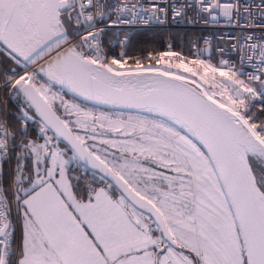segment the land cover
<instances>
[{"label": "snow or ice", "instance_id": "6c2138e0", "mask_svg": "<svg viewBox=\"0 0 264 264\" xmlns=\"http://www.w3.org/2000/svg\"><path fill=\"white\" fill-rule=\"evenodd\" d=\"M169 12L254 26L239 0H0V90L24 101L14 120L0 108V264H264V40L232 45L253 73L104 52L108 29ZM77 159L103 186L70 182Z\"/></svg>", "mask_w": 264, "mask_h": 264}, {"label": "built area", "instance_id": "2783aa9c", "mask_svg": "<svg viewBox=\"0 0 264 264\" xmlns=\"http://www.w3.org/2000/svg\"><path fill=\"white\" fill-rule=\"evenodd\" d=\"M109 4H116L119 0H106ZM152 0H140V3H143L146 7H151ZM160 3H163L164 0H159ZM179 2H183V0H179ZM191 2V0H189ZM241 5V13L242 16L240 18V23L245 24L246 20L244 19L247 14L244 12V6H247L251 9L253 14L252 17H248V20L254 21V26L252 27H244L241 28L239 26L230 25L227 23L226 19L223 17L219 18V23H213L212 25H206L202 22L188 23L186 20H181L177 18L176 21L173 20L172 13L169 12L167 16V20L165 23H157L156 21H152L147 25H135V26H122L121 29L124 30L125 33L117 34L115 43L117 45V54L115 58H121V55H125L126 48L124 45L120 43L127 36L128 41L130 39L131 33L133 31H139L144 29H183V30H196L197 34L192 36L189 47L186 55H188L191 59L201 58L215 64V61L212 60L211 56H215L216 60H219L223 57L224 59H230L232 61H236V68L245 72V73H253L255 72V68L253 67V63H258V59L255 61H249L245 58L243 61V66L240 63V57L237 54V50L233 49L232 45L237 44L239 46V42L244 39L247 34H252L254 37V41H249V43L259 42L260 40H264V29L259 27L260 24H264V19L261 18V12H264V0H239ZM189 16L194 20H198L195 13L192 10H189ZM115 28V27H113ZM104 38V37H103ZM128 45V44H127ZM173 40L171 38H167L165 40V47L171 48L173 46ZM104 52L107 54L105 43L103 41ZM223 49L224 51H219ZM251 54V53H250ZM145 68L149 65H154L156 67H161V65H157L156 61L149 62L146 65L142 64ZM126 66V65H125ZM135 68V66H134ZM241 76L246 83H249V78L247 75H239ZM65 100L68 102H73L72 97L65 93ZM0 108L3 109L7 117L10 119V110H9V97L6 92L0 90ZM21 114V112L15 113V119ZM39 125L35 126L34 131L37 132ZM10 164V162L8 163ZM79 164L74 161L69 164L68 170L72 172L78 173L80 176L85 175L84 167L78 168ZM11 168V167H10Z\"/></svg>", "mask_w": 264, "mask_h": 264}, {"label": "trees", "instance_id": "16d2710c", "mask_svg": "<svg viewBox=\"0 0 264 264\" xmlns=\"http://www.w3.org/2000/svg\"><path fill=\"white\" fill-rule=\"evenodd\" d=\"M123 33H125L124 30H118L117 28H110L106 31L103 41L105 43V48L107 51V55L109 56V59H111L112 57H115L117 54V45L115 43L117 34H123ZM196 34H197L196 30H183V29H177V28L171 29L169 31L160 29V28L133 31L131 33L123 59L127 61L126 66L128 67H134L135 62L137 60H139L141 64H147L149 62H154L153 59L152 60L149 58L146 59L145 54L150 53V52L157 53L159 51H162L164 49L165 40L167 38H171L173 40L174 48L176 50L182 49L186 53L192 36ZM16 100L17 99L15 98L9 99L10 120L15 119L14 117H15L16 112H21V107H19ZM19 100L21 101V105L24 106L23 98L21 97ZM114 113H120V112H114ZM58 114L60 115L61 112H58ZM38 120L39 119L37 118V122ZM37 125L38 124L34 121L29 122L30 134L32 136L36 135L34 128ZM61 144L64 147V143L62 141H61ZM63 147L61 146V148ZM68 153H71L73 155L72 152H68ZM14 163H15L14 160L11 161L10 164L5 163L4 165L5 173H7L10 170V167H12ZM78 166H79L78 168L84 167L85 175L80 176L78 173L68 170L70 179L73 184L78 183L81 189L87 188L89 186L98 187L102 185L99 182L98 173L97 175L93 176V173H95L94 171L88 169L81 163H79Z\"/></svg>", "mask_w": 264, "mask_h": 264}, {"label": "rangeland", "instance_id": "374dc122", "mask_svg": "<svg viewBox=\"0 0 264 264\" xmlns=\"http://www.w3.org/2000/svg\"><path fill=\"white\" fill-rule=\"evenodd\" d=\"M183 44V43H182ZM183 47V46H182ZM168 51H172V52H177V53H179L181 56H183L184 58H185V62H187L188 60H191V58L188 56V55H186V53L181 49V50H176L175 48H174V45L171 47V48H167V47H165V44H164V49L162 50V51H159V52H157V53H152V52H150V53H147V54H145V58L147 59V58H149L150 56L152 57V59L154 60V61H156L157 59H159V54L160 53H162V52H168ZM212 57V60H214L215 61V64H217L218 63V61L216 60V58H215V56H211ZM151 59V60H152ZM165 59L166 60H170L172 63H177V62H179L176 58H169V57H165ZM146 65V64H145ZM128 68H131V69H134V67H128V66H125V69H128ZM238 78L239 79H241V80H244L241 76H238ZM245 81V80H244ZM245 83H246V81H245ZM16 102H17V104L19 105V107H23L22 105H21V101L19 100V99H17L16 100ZM36 123L38 124V122L36 121ZM39 125V124H38ZM49 135H51V133H49ZM42 141L43 140H41L40 142L42 143ZM60 146H62L63 147V145L61 144ZM72 154L71 153H68L64 158L65 159H68V156H71ZM97 175V174H96ZM93 176H94V173H93Z\"/></svg>", "mask_w": 264, "mask_h": 264}, {"label": "water", "instance_id": "95a60500", "mask_svg": "<svg viewBox=\"0 0 264 264\" xmlns=\"http://www.w3.org/2000/svg\"><path fill=\"white\" fill-rule=\"evenodd\" d=\"M65 93L67 94V95H69L70 97H72L73 98V94L71 93V92H67V91H65ZM100 108H104V109H108L109 108V106H99ZM111 111H114V112H128L129 110H127V109H120V108H112V109H110ZM35 110L33 109V112H34ZM58 114V113H57ZM59 115V114H58ZM37 118L39 119V117L37 116ZM63 142V141H62ZM63 143H65V142H63ZM77 161L79 162V163H81L82 165H84L85 167H87L88 169H90V170H92V171H94V172H96V170H94L92 167H91V165H87V164H85V162L84 161H82V160H79V159H77Z\"/></svg>", "mask_w": 264, "mask_h": 264}, {"label": "crops", "instance_id": "0c3cea01", "mask_svg": "<svg viewBox=\"0 0 264 264\" xmlns=\"http://www.w3.org/2000/svg\"><path fill=\"white\" fill-rule=\"evenodd\" d=\"M127 113H128V112H125L124 114L127 115ZM42 143H43V141H42ZM68 166H69V165H68ZM67 173H68V177H69L70 182H72L71 179H70V176H69L68 168H67ZM101 186H103V185H101ZM101 186H98V187H101Z\"/></svg>", "mask_w": 264, "mask_h": 264}, {"label": "bare ground", "instance_id": "6f19581e", "mask_svg": "<svg viewBox=\"0 0 264 264\" xmlns=\"http://www.w3.org/2000/svg\"><path fill=\"white\" fill-rule=\"evenodd\" d=\"M135 69V68H134ZM126 70V69H125Z\"/></svg>", "mask_w": 264, "mask_h": 264}]
</instances>
